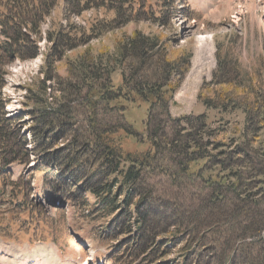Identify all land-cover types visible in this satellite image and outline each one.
<instances>
[{"label": "rangeland", "instance_id": "rangeland-1", "mask_svg": "<svg viewBox=\"0 0 264 264\" xmlns=\"http://www.w3.org/2000/svg\"><path fill=\"white\" fill-rule=\"evenodd\" d=\"M26 1L0 0V116L2 113L5 116L23 114L19 124L11 125V128L20 127L19 133L28 140V150L33 149V144L27 130L30 121L27 109L40 108L44 104H34L27 95L29 88L35 90L38 81L43 79L42 69L46 70L48 61L53 59V77L45 80L46 93L39 95V99H46L48 105L55 106L64 99L63 95L69 93L70 103L67 106L70 114L79 120L77 127L84 131L83 117L87 116V111L82 104V96L87 90V80L81 78V67L70 69V62L77 64L79 60L85 68L94 67L99 79L109 81L110 78L115 89L121 86L123 76L128 86L132 83L131 78L141 71L153 77L158 72L138 68L137 62L131 63L134 56L130 53L125 60L118 58V45H124L130 37L139 33L158 40L165 46L167 57L176 61L174 71L168 73L176 85L167 88L166 103L173 119L166 126V132L171 137H177L181 144L187 133L191 134L202 145V151L210 153L209 157H228L226 154L237 146L248 150L253 157H264V127H260L258 122V114L264 108V0H137L141 3L138 14L120 26L111 24L116 12L109 0H105L103 6L95 7H90L87 2L88 8L80 12H64L67 6L65 0H54L50 13L39 21L37 32L29 28L30 24L22 26V32L28 33L29 39L35 41L39 53L34 58L10 57L5 44L10 40L2 31L10 34L15 30L13 22L16 24L18 21L16 14L24 11L22 8ZM80 1L82 5L87 0ZM30 4L36 6V1L30 0ZM56 32L62 35L68 33L78 42L74 48H67L60 57L62 50L52 47L48 39L50 33ZM201 34L210 37L213 60L209 62L210 65L197 69V36ZM87 53L90 58L82 56ZM251 73L262 80L261 85L256 86L257 105L250 103L247 106L226 100L221 107L213 108L204 105L198 98L200 87L210 84L213 75L215 81L222 82L214 84V89L222 91L226 88L223 85L226 81L235 84L237 90L238 87L247 86ZM80 85L83 88L81 95L77 92ZM120 95L119 103L126 107L124 121L139 133L140 144H133L139 150H145L148 147L144 130L148 104L125 92ZM247 111L252 122L250 130L246 132ZM98 113L101 123H118L122 120L112 109ZM199 116H203L204 126L196 119ZM164 124L161 120V127ZM257 128L259 132L255 138L251 131ZM235 155L231 153L229 157ZM36 156L30 153L26 163H12L0 170V264H159L150 250L147 252L149 254H134L132 239L125 243L127 241L123 236L113 238V234L104 233L105 228L114 225L113 221L119 220L90 212L84 206L94 201L90 193L76 195L70 202L72 204L49 202L43 190V166H39ZM204 162L197 164V167L203 168L204 176L228 173L221 171L219 166H213V160L207 164ZM235 169L232 167L231 171ZM169 181L165 175L156 172L149 182L154 185L156 194L169 197L167 200L172 198L170 203H166L169 213L174 214L172 209L175 204L189 207L196 203L197 197L193 201L191 194L175 195L176 188ZM193 192L198 193L199 189L194 187L190 193ZM173 196L178 198L174 199ZM174 218L180 219L176 215ZM168 231L158 238L159 241L164 242L166 237L176 234L173 226ZM182 245H169L170 252L164 260L167 263L162 264H180L183 260L180 255ZM125 246L129 247L126 251L123 249ZM207 251L215 257L219 255L217 249L209 248ZM207 251H203V262L208 259ZM247 251L250 254L244 257L247 264L260 259L256 249ZM192 259L188 257V263Z\"/></svg>", "mask_w": 264, "mask_h": 264}, {"label": "trees", "instance_id": "trees-1", "mask_svg": "<svg viewBox=\"0 0 264 264\" xmlns=\"http://www.w3.org/2000/svg\"><path fill=\"white\" fill-rule=\"evenodd\" d=\"M35 1L36 6H32L30 0L24 3V14H16V24L13 18L10 19L15 29L12 33L2 31L10 40V43H5L10 57L34 58L39 53L35 41L29 39L28 33L22 32V26L30 24L29 28L36 30L39 21L50 13L55 2ZM109 1L116 12L111 21L115 26L131 21L141 5L137 0ZM87 2L90 7L105 4V0H87L82 5L80 0H65L67 6L64 12H80L88 8ZM48 39L52 47L62 50L59 57L67 48L72 49L78 44L68 33H50ZM129 53L134 56L131 63L137 62L138 68L158 74L149 77L145 71H141L131 78L130 86L123 76L121 86L115 89L110 78L109 81L99 79L94 67L85 68L79 60L77 64L70 62V69L81 67V78L87 80V90L82 96V104L87 111V116L83 117L84 131L77 127L79 120L70 114L67 106L70 103L69 93L63 95L64 99L55 106L48 105L46 99H39V95L46 93L45 80L53 77V59L48 61L46 70L42 69L43 79L38 81L35 90L29 88L27 95L34 104H44L40 108L27 109L30 120L27 130L31 136L32 150L27 148L26 136L19 133L20 127L11 128L19 124L23 114L5 116L2 113L0 116V170L12 163H26L29 160L27 156L35 153L39 166H43V190L49 202L70 203L76 195L90 193L94 201L84 205L90 212L119 220L113 221L114 225L105 228L104 233L113 234V238L123 236L127 241L125 243L132 239L134 254H145L150 250L159 264L167 263L164 260L170 252L169 245L178 243L183 244L180 264H247L244 257L249 254L247 250L250 248L260 254V259L252 264H264V157H253L240 146L230 150L232 155L236 153V157H229L230 152L226 154L228 157H209L210 153L202 151V145L189 133L180 144L177 137H171L166 132L168 123L173 122L166 103L167 88L176 85L168 75L175 69V59L167 57L165 46L158 40L139 33L130 37L124 45H118V58L125 60ZM82 56L90 58L89 53ZM213 78L210 84H203L198 91V98L204 105L218 108L226 100L247 106L259 102L256 88L262 80L257 74L251 73L249 84L238 87V90L231 81L223 82L226 88L222 91L214 89V84L222 82L215 81L214 75ZM262 85L264 88V82ZM82 89L81 85L77 89L80 95ZM121 92L148 104L144 129L148 147L145 150L134 146L141 141L136 129L124 121L126 107L119 103ZM110 109L115 110L122 120L118 123L99 122L98 112ZM258 115L260 127H264V108ZM196 119L200 120L202 126L205 125L203 116ZM251 119L247 111L246 132L250 130ZM161 120L165 123L164 127H161ZM258 132L259 128L251 131V134L257 137ZM204 160V164L213 160V166H219L221 171L228 173L204 176L203 168L197 167ZM232 167L236 168L235 171H231ZM156 172L170 180L169 184L176 188L175 195L191 194L193 201L197 197L196 203L189 207L175 204L172 209L174 214L169 213L166 203H170L172 198L168 201L166 198L169 197L156 194L154 185L149 183ZM48 177H51L50 181ZM194 187L199 189L198 193H190ZM174 215L180 219L174 218ZM171 226L176 234L166 237L164 242L159 241L158 238L168 233ZM128 248L125 246L123 249L126 251ZM209 248L217 249L218 257L208 253ZM221 249L223 252L220 253ZM203 251H207L208 255L204 262L201 259ZM188 257L193 258L189 263Z\"/></svg>", "mask_w": 264, "mask_h": 264}, {"label": "bare ground", "instance_id": "bare-ground-1", "mask_svg": "<svg viewBox=\"0 0 264 264\" xmlns=\"http://www.w3.org/2000/svg\"><path fill=\"white\" fill-rule=\"evenodd\" d=\"M256 6V5H255ZM210 37L207 35L197 36V61L195 63V68L199 69L202 65H210L212 63V49H211ZM194 70L192 71L193 74Z\"/></svg>", "mask_w": 264, "mask_h": 264}]
</instances>
